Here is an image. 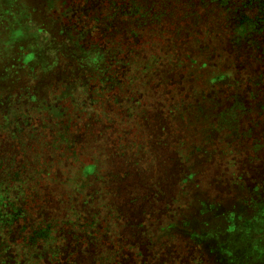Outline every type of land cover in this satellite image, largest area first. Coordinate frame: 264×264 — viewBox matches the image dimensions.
Wrapping results in <instances>:
<instances>
[{"label":"rangeland","instance_id":"rangeland-1","mask_svg":"<svg viewBox=\"0 0 264 264\" xmlns=\"http://www.w3.org/2000/svg\"><path fill=\"white\" fill-rule=\"evenodd\" d=\"M188 1L178 0L165 9L184 25L187 23L181 21L183 16L192 19L195 13L208 15L196 28L190 25L188 32L223 22L225 13L208 12L214 4L203 7L194 2L192 10V0ZM111 2L0 0V176L18 175L22 180L27 179L26 182H33L34 178L44 176L41 172L46 168L40 171L42 165H48L52 166L48 169L52 177L65 180L62 175L54 176L53 166L67 164L68 157L60 141L49 137L48 126L42 124L43 116L49 112L48 107L56 96H62L60 103L65 108L70 102L68 93L81 99L87 93L83 88L87 84L84 77L80 81L83 74L71 65L67 54L70 43L64 39V29H72L75 43L89 50L97 49L103 42L102 36L108 37L102 19L110 15ZM94 18L101 20L96 28ZM166 18L170 28L177 23L171 17ZM147 29L157 34L163 27L158 29L157 24ZM81 36L86 41L79 40ZM153 40L143 49L153 48ZM173 40L167 42L168 46L176 44ZM240 42L237 48L244 52L251 48L249 55L264 52V31L251 38H240ZM257 68L264 73V60ZM250 76H253L250 87L264 83V74L260 79L253 73ZM42 83L47 85L39 97L41 105L28 103L26 96L38 90ZM204 83L205 78L194 87L200 89ZM224 89L228 90L227 86ZM260 92L264 93V84L256 89L243 86L227 94L231 102L238 100L236 103L241 107L233 114L242 115L236 118V123L229 124L215 113L212 126L217 127V134L207 143L202 135L203 127L198 124L195 128L181 127L178 132L173 127L171 132L175 137L178 133L180 138L165 139V144L162 143L163 112L153 104L157 102L160 107L163 98H155L144 109L153 132L148 131V125L144 129L153 138L148 139L144 129L112 126L116 131L122 129L119 134L124 139L116 145L123 147L125 156L120 157L119 149L111 152L114 154L112 166L103 163L97 171L95 185L106 194L105 185H110L107 180H113L118 203L115 206L121 214L112 224L119 227L127 222L129 225L122 231L125 236L121 238L125 239L121 242L127 240L131 246L133 253L129 256L134 264L140 259L143 264H264V107L260 109L264 99L260 98ZM139 99L138 105L150 100ZM136 107L135 102L127 104L128 109ZM138 108L143 111L142 107ZM136 109L133 118L138 119ZM109 115L105 121L112 120L117 113ZM151 146L157 148L149 149ZM196 148L202 149V153L193 155ZM133 151L136 155H129ZM122 174L127 177L120 181ZM50 184L42 191L40 185L33 183L40 196L28 198L27 189L28 199L18 200L16 204L22 207L24 203V208L30 207L32 212L40 209L44 202L42 193ZM64 184L60 185L61 189L65 188Z\"/></svg>","mask_w":264,"mask_h":264},{"label":"trees","instance_id":"trees-1","mask_svg":"<svg viewBox=\"0 0 264 264\" xmlns=\"http://www.w3.org/2000/svg\"><path fill=\"white\" fill-rule=\"evenodd\" d=\"M177 1L112 0L110 15L102 19L108 37L103 35V42L94 50L75 43L70 27L63 30L65 41L70 43L67 54L71 65L83 74L80 81L84 77L87 84L83 87L87 93L81 99L68 93L70 102L65 108L60 103L62 96H56L48 107L49 112L43 116L42 124L48 126L49 137L60 141L62 151L68 157L67 164L53 166L54 176L62 175L65 180L52 177L48 172L52 166L48 165H42L40 171L46 168L41 172L44 176L34 178L33 182H26L27 179L22 180L18 175L12 178L0 176V264H134L129 256L133 253L131 246L127 240L121 242L125 239L121 238L122 231L129 225L127 222L119 227L112 224V220L121 214L115 206L118 203L113 193V180H107L110 185H105L106 194L95 185L97 171L103 163L112 166L114 154L111 152L119 149L120 157L125 156L123 147L116 145L124 139L119 134L122 129L116 131L112 126H130L129 129L137 131L144 129L149 126L144 109L152 105L155 98H163L160 107L157 102L153 104L163 112L162 143L165 144V139L180 138L178 133L175 137L171 132L173 127L178 132L181 127L195 128L196 124L203 127L202 135L207 143L217 134V127L212 126L215 113L229 124L236 123V118L242 115L233 114L241 107L236 103L238 100L231 102L226 95L243 86L256 89L264 84L259 82L250 87L251 73L259 79L263 77L264 73L257 66L264 60V52L249 55L251 48L248 52L237 48L240 38L263 34L264 0H189L192 10L195 2L203 7L214 4L208 12L225 13L222 23L192 32H188V27L196 28L201 25L200 21L208 19V15L195 13L192 19L183 16L181 21L187 25L181 24L165 11ZM156 5L162 8H156ZM163 17L165 19L161 21ZM166 17L177 23L170 28ZM92 21L94 28L101 22L97 18ZM157 24L158 29L163 27L162 31L157 34L148 31V26ZM151 38L155 39L151 42L153 48L143 49ZM172 39L176 44L168 46L167 42ZM79 40L86 41V37L81 36ZM24 62L29 61L26 58ZM204 78L205 85L195 88V84L202 83ZM45 85L42 83L38 90L26 96L28 103L41 105L39 97L43 95ZM226 86L228 90L224 89ZM248 94L254 95V92L248 91ZM260 94L264 99V93ZM146 97L150 99L147 104L138 105L139 98ZM132 102L143 111L137 107L128 109L127 104ZM263 107L264 102L260 109ZM135 109L138 119L133 118ZM111 112L117 116L105 121ZM148 131L153 132L150 126ZM153 137L150 133L148 139ZM51 147L56 148L55 145ZM152 148L157 147L149 149ZM201 153L202 149L196 148L193 155ZM129 155L136 154L133 151ZM123 177L127 176L124 174L120 181ZM48 182L51 183L48 190L42 193L43 207L32 212L30 207L24 208L26 204L22 207L16 204L26 198L27 189L28 198L40 196L33 183L44 191ZM63 183L65 188L61 189ZM137 264H143L142 260Z\"/></svg>","mask_w":264,"mask_h":264}]
</instances>
